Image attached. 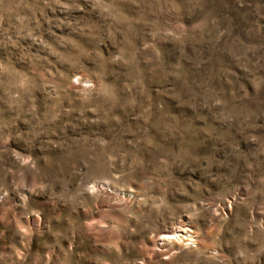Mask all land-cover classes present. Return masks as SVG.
I'll return each instance as SVG.
<instances>
[{
	"label": "rangeland",
	"instance_id": "1",
	"mask_svg": "<svg viewBox=\"0 0 264 264\" xmlns=\"http://www.w3.org/2000/svg\"><path fill=\"white\" fill-rule=\"evenodd\" d=\"M0 264H264V0H0Z\"/></svg>",
	"mask_w": 264,
	"mask_h": 264
}]
</instances>
